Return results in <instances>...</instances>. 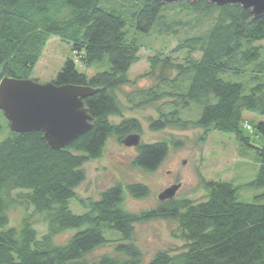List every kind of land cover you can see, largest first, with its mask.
<instances>
[{
    "label": "trees",
    "instance_id": "1",
    "mask_svg": "<svg viewBox=\"0 0 264 264\" xmlns=\"http://www.w3.org/2000/svg\"><path fill=\"white\" fill-rule=\"evenodd\" d=\"M177 6L203 15L218 13L204 32L177 43L172 51L184 53L182 59L162 52L148 57L147 75L156 78L153 85L125 90L137 83L129 72L142 59L143 38L178 35L185 25L166 12ZM52 36L71 42L84 66L108 59L110 67L89 76L69 58L53 80L99 89L84 100L94 126L73 143L53 149L41 131H11L0 141V264H143L135 227L156 218L177 220L185 244L179 253L157 251L147 264H264V144L252 145L243 131V126L249 128L246 112L264 115V17L254 18L239 4L220 7L204 0L194 5L156 0H0V81L6 76L29 78ZM227 74L247 79L228 80L223 77ZM120 93L137 107L173 98L171 110H159L158 118L151 119L154 129L227 132L254 147L259 169L247 185L263 191L247 202L239 199L242 185L205 180L204 201L172 199L153 210L131 213L122 207L125 192L119 183L98 200L83 202L86 212L75 213L70 202L86 179L84 165L102 155L109 137L122 142L128 134L142 132L136 118L120 123L111 119L123 116ZM179 103L202 105L203 111L197 119H184ZM257 128L264 134V121ZM168 151V141L142 144L134 163L156 170ZM127 189L136 197L149 194L144 184ZM17 204L43 214L47 232L40 237L30 215L20 228L9 227V209ZM70 228L82 229L67 242L57 243L55 237ZM107 230L122 236L115 256L90 258L96 248L109 243Z\"/></svg>",
    "mask_w": 264,
    "mask_h": 264
},
{
    "label": "rangeland",
    "instance_id": "2",
    "mask_svg": "<svg viewBox=\"0 0 264 264\" xmlns=\"http://www.w3.org/2000/svg\"><path fill=\"white\" fill-rule=\"evenodd\" d=\"M112 2V1H111ZM174 19L185 22L178 29V35L145 36V46L141 49L142 59L130 69V78L136 81V85H128L124 89L134 91L136 87H149L156 82V78L148 76L150 64L148 57L162 52L171 54L177 59H182L184 53L173 52L177 43L189 36L204 32L215 21L218 11L213 14L203 15L199 11L177 6L167 11ZM76 61L78 69L89 76L98 71L109 69L110 62L95 63L91 67L84 66L79 60V55L74 51L72 43L57 36L49 38L43 55L34 67L29 79L40 83L53 82L61 72L67 59ZM172 75H175L173 73ZM228 80H246L247 77H234L224 75ZM125 109L123 116H112L111 119L120 123L123 118H136L142 125L141 143L151 144L161 141L169 142V151L163 162L156 170H147L134 162L138 156V147L127 146L119 141L117 136H111L104 145L102 155L92 159L84 165L86 179L76 188V198H72L70 208L75 213H83L88 210L83 202L98 200L101 193L117 184L123 186L125 195L122 203L124 210L131 213H141L153 210L167 200H160L159 195L169 188L171 184L181 183V188L174 196V200H191L200 202L207 199L204 189V181H234L242 185L239 199L252 201L255 196L263 191L247 185L258 173L259 163L256 159V150L251 145L239 142L235 136L227 132L212 131L205 134L201 128L180 129L179 127H166L154 129L151 119H157L160 111H169L173 108V98H163L146 107H137L127 102L125 96L120 93ZM139 100L138 97H134ZM179 103L182 109L181 117L184 119H197L200 117L203 106L189 104L186 107ZM247 123L251 129L243 126L244 133L251 138V144L262 146L264 134L259 131L257 124L264 121V115L255 112H246ZM8 119L0 109V141L11 134ZM135 133V132H132ZM176 142V143H174ZM245 150H242L244 149ZM185 161V163H184ZM144 184L149 189L145 197H136L128 189V185ZM9 227L20 228L21 221L26 215H30L34 227L39 236L47 232V225L43 214L34 212L32 206L14 205L9 209ZM179 222L173 219L156 218L146 222L137 223L135 227V243L143 252V264H147L153 255L160 250H168L179 253L184 248L185 242L179 237ZM82 228H70L55 237L57 243L67 242ZM106 237L110 240L104 246L96 248L90 258H98L104 254L115 256V247L121 241V233L107 230Z\"/></svg>",
    "mask_w": 264,
    "mask_h": 264
},
{
    "label": "water",
    "instance_id": "3",
    "mask_svg": "<svg viewBox=\"0 0 264 264\" xmlns=\"http://www.w3.org/2000/svg\"><path fill=\"white\" fill-rule=\"evenodd\" d=\"M165 4L200 0H156ZM217 6L239 4L251 10L254 18L264 17V0H204ZM88 85L55 82L40 83L29 78L4 77L0 81V109L17 133L43 132L53 149L66 147L94 126V117L85 105V98L98 92ZM127 146H139L140 133H130L123 140ZM185 163V161H184ZM181 187L174 184L164 190L160 200L172 199Z\"/></svg>",
    "mask_w": 264,
    "mask_h": 264
},
{
    "label": "flooded vegetation",
    "instance_id": "4",
    "mask_svg": "<svg viewBox=\"0 0 264 264\" xmlns=\"http://www.w3.org/2000/svg\"><path fill=\"white\" fill-rule=\"evenodd\" d=\"M172 185H174V184H171V186H172ZM180 188H181V187H180ZM180 188H179V189H180ZM177 192H178V191H177ZM176 194H177V193H176ZM172 199H173V198H172ZM169 200H171V199H169Z\"/></svg>",
    "mask_w": 264,
    "mask_h": 264
}]
</instances>
